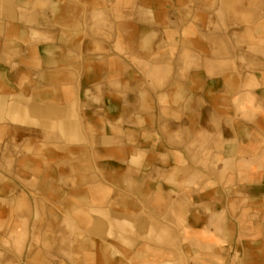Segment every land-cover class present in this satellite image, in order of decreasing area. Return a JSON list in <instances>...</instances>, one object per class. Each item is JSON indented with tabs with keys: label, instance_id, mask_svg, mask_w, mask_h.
Here are the masks:
<instances>
[{
	"label": "crops",
	"instance_id": "1",
	"mask_svg": "<svg viewBox=\"0 0 264 264\" xmlns=\"http://www.w3.org/2000/svg\"><path fill=\"white\" fill-rule=\"evenodd\" d=\"M230 250L264 264V0H0V264Z\"/></svg>",
	"mask_w": 264,
	"mask_h": 264
},
{
	"label": "rangeland",
	"instance_id": "2",
	"mask_svg": "<svg viewBox=\"0 0 264 264\" xmlns=\"http://www.w3.org/2000/svg\"><path fill=\"white\" fill-rule=\"evenodd\" d=\"M44 127V125H43ZM229 256L227 258V255L223 253V256H219V263L220 264H239L241 262V256L239 252H237L235 255L232 253L228 252ZM228 259V262H227Z\"/></svg>",
	"mask_w": 264,
	"mask_h": 264
},
{
	"label": "built area",
	"instance_id": "3",
	"mask_svg": "<svg viewBox=\"0 0 264 264\" xmlns=\"http://www.w3.org/2000/svg\"><path fill=\"white\" fill-rule=\"evenodd\" d=\"M229 252L232 253L233 255L237 253L236 251H233V250H230Z\"/></svg>",
	"mask_w": 264,
	"mask_h": 264
}]
</instances>
